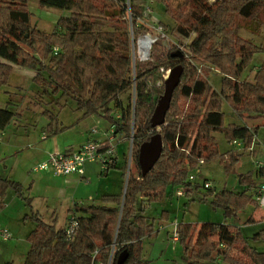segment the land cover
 Listing matches in <instances>:
<instances>
[{"label":"trees","instance_id":"obj_1","mask_svg":"<svg viewBox=\"0 0 264 264\" xmlns=\"http://www.w3.org/2000/svg\"><path fill=\"white\" fill-rule=\"evenodd\" d=\"M156 2L171 20L170 25L160 21L166 34L170 28V34L180 40H187L192 33L194 36L177 51L180 57H172L175 52L160 51L157 42L150 62L133 64L128 25L133 30L136 26V33L143 27L136 24L143 17L142 0H102L101 8L94 0H39L40 7L67 13L56 20L50 33L31 24L27 0H0V94L7 96L4 106H0V131L11 120L21 118L15 103L18 99H14L19 92L3 89L14 68L27 69L33 73L31 80L38 90L34 93L36 103L48 99L62 107L58 102L67 98L84 117L106 119L121 137H131L134 164L133 170L129 168L124 192L122 187L117 194H102L98 204L69 209L77 221V228L69 237L65 227L56 228L54 223H46L32 213L29 218L34 226L26 236L29 248L21 264L105 263L112 245V264L122 251L127 252L123 264H147L142 259L141 242L151 235L153 223H148L143 215L145 208L163 201L169 188L185 185L197 191L199 186L186 180L193 169L200 167L198 160L205 164L218 158L230 171L243 155H251L249 148L259 126L245 122L224 125L221 108L222 103H227L237 118L264 122V61L251 80L242 78L254 55L264 54V46L242 38L239 31L243 27L234 23L237 15L261 26L258 15H264V0H193V22L174 13L171 0ZM176 65H181L182 73L164 123L152 128L150 118L163 92L158 82L163 71ZM212 70L220 75L218 91L207 80ZM124 94L126 104L120 100ZM178 99L192 105L180 110ZM41 114L45 118V137L68 128L60 125L50 110L43 109ZM215 132L223 133L229 144L240 140L241 148L219 156ZM155 133L161 138V154L152 169L141 176L137 150ZM111 168H116L115 162L101 174ZM116 169L124 179L125 165ZM252 175L249 171L237 176L240 191L225 188L213 195L211 205L222 211L223 222L178 223L177 242L183 247L188 264H264V251L249 244L264 242V229L247 238L235 225L247 206L257 207V186ZM205 190L210 194L215 188ZM8 191L31 207V198L24 195L21 185L0 176V210ZM185 195H189L188 191Z\"/></svg>","mask_w":264,"mask_h":264},{"label":"rangeland","instance_id":"obj_2","mask_svg":"<svg viewBox=\"0 0 264 264\" xmlns=\"http://www.w3.org/2000/svg\"><path fill=\"white\" fill-rule=\"evenodd\" d=\"M101 1L102 0H94V4L98 8H101L103 6V4L100 3ZM192 1L193 0H171V9L174 13L181 14L192 21ZM38 2L39 0H27V11L30 14L31 24L36 25L39 30L50 33L56 25V20L60 16L67 15V13L58 9L40 7ZM211 2H213V0H208V3ZM142 3L144 5L143 9L149 5L152 11V16L157 20L166 25L171 24V20L165 15L162 5L157 3L156 0H142ZM109 11L111 12L110 9ZM234 16V23L243 27L240 29L239 35L244 39L251 40L256 45L264 46V15H258V20L262 23L261 26L250 22V20L245 21L237 15ZM143 17L141 20L136 21L137 26H143L139 33H136V26H134L133 30L131 24L128 25L130 47L131 42L137 37L146 33L153 34L149 25L151 23L150 20L148 18L144 19ZM170 32L171 30L169 28L167 39L159 42L158 49L160 51L177 52L178 50L174 49L175 46H181L183 48L184 45L194 36L192 33L187 40H180V38L171 35ZM262 61H264V54L254 55L245 67L242 73V78L247 77L251 80L257 66ZM32 75L33 73L30 70L15 68L8 85L3 89L8 92H19L18 96H15L14 99H18V103H15L17 104L18 110L21 112V118L19 120H11L8 126L4 129V137L9 140V142H13L18 138H23L27 132L35 131L37 134H40L41 129L45 125V118L41 114L43 109L50 110V112L57 116L63 125L74 123L72 127L66 131L65 135L74 143H80L83 141L86 134H90L92 138L98 137L99 133H101L106 126V121L98 116L84 117L76 120L77 117L82 115V112L75 110L74 102L70 99L62 98L58 102L61 106L63 105L62 107H59L56 104V101L54 103H49L48 99H45L44 102L40 104L36 103V95H34V93L38 90L31 80ZM207 80L216 91L219 90L220 75L217 71H210ZM126 96V94L120 96V100L123 104H126ZM6 98L7 96L5 94H0V105L6 101ZM188 105H192L190 104V101L184 99L177 100V106L180 110H186ZM113 109L115 112L118 111L115 108ZM221 110L223 112L224 125H227L228 123L240 124L245 122L248 126H259L257 129V136L255 137L257 142L256 147L264 146V122L261 120L252 121L245 119L244 117V120L237 118L233 115L232 110L227 103H222ZM92 130L96 131V137H94L95 134L92 135ZM213 137L217 144V152L219 156L228 151L235 150V147L229 144L223 133L215 132ZM19 141L23 140L20 139ZM114 146L115 151L120 150V152L124 153V157L119 156L118 158V168H120L123 165L122 163L126 165L129 141L127 139L121 142H116ZM255 161L264 163V160L256 155L245 154L238 160L232 170L229 171L227 168L225 169L223 167V162L219 161L218 158L210 159L199 167L200 174L197 175L196 180L193 183L199 186L197 191H191L189 195H184L183 197H175L174 193L177 187L173 189L169 188L166 191V194L168 195L163 201L154 202L148 205L144 210V216L147 218L148 222L153 223V228L156 233L150 237L142 239V259L147 264H188V259L184 253L183 247L178 242L171 241L174 223L218 224L223 222L222 211L219 209H213L211 205L213 195L221 192L225 188L235 192L240 191L241 188L237 184V176L249 171L253 174L252 179L255 186H257L258 179L254 175L256 167ZM128 162L129 168L133 170L134 164L131 160L127 161V163ZM99 166L100 164L98 161L88 165V173L85 175V178L80 181L82 185H84L79 189L80 194L83 195L86 192H90V195H92L96 192L98 197L92 202H89L90 204L87 203V205L98 204V199L102 193L117 194L121 191L122 187L123 192L125 189L129 173L127 166H125L124 179L121 178V171L118 169H110L106 175L101 174ZM204 182H209L211 187L213 186L215 188V191L210 192L209 194V191L202 187ZM9 194L12 195V193ZM88 201L89 200H87V202ZM21 205H23L21 201H18L15 197H12V199L10 197L5 211L3 213L0 211V222L4 224V222L8 221L9 227L5 229H9L8 231L12 234L10 240L6 242L0 240V249L3 251L0 254V264L9 262L13 264H21L24 259L25 254H23V245L25 242L20 238L21 229H23V227L21 226V216L18 214L19 209L22 208ZM163 212L165 213V217L161 218ZM10 217L11 219H9ZM237 219L239 222H236L235 225L240 227L243 223L242 218L238 217ZM26 221L28 222L26 223L29 224L28 218ZM61 223L62 219L60 217L57 226L59 227ZM249 244L255 247L258 251H264V242H250ZM202 264L212 263L204 262Z\"/></svg>","mask_w":264,"mask_h":264},{"label":"crops","instance_id":"obj_3","mask_svg":"<svg viewBox=\"0 0 264 264\" xmlns=\"http://www.w3.org/2000/svg\"><path fill=\"white\" fill-rule=\"evenodd\" d=\"M0 106H4V103ZM80 118H84V116L81 115L80 117H77L76 120H79ZM104 120L107 124L103 128V131L99 133L98 137H96V134L94 136L96 138H92L90 134H86L85 139L80 143H74L69 137L65 136L66 131L71 128L74 123L63 125V123L59 121L60 125L66 126L68 128L53 136H47L43 139L42 135L44 133L42 132V129L40 134H37L35 131L27 132L23 138H16L17 140H14L13 142H9V140L4 137V129L0 131L2 134V139L0 142V176L7 177L18 182L25 192L24 195L31 198V207L28 208L20 199L15 196L12 191H8L4 200V207L2 210H0L2 213L5 211L10 197L11 199L12 197H15L18 201L22 202L23 205H21L22 208L19 209L18 214L21 216V226L23 227V229H21L20 238L25 242L23 245V254H25L29 248V245L26 242V236L34 226V222L29 218L32 213L38 214V216L46 223H54L56 228L65 227L67 219L71 215L68 212L69 209L73 208L74 205L79 206L87 205V203L90 204L89 202H92L95 198H98L96 192L93 193L94 195H90V192H86L82 195L79 192V189L84 186L80 181L85 178V175L88 173L87 170L89 169L87 167L92 163H88L84 166V174L81 177L73 174L65 176L54 175L50 170L35 172L32 171V167L35 164L43 161L50 153H62L77 150L88 140L96 142L104 141L106 139V132L112 126L106 119ZM20 139L23 141H19ZM123 140L126 139L120 137L119 142ZM255 142L256 139H254V143L251 145V155H256L264 160V146L256 147L257 142ZM119 156L124 157V153L120 152V150H116V168L118 167ZM122 164L124 165V163ZM254 175L258 179V185L256 187L257 189L259 186L264 185V167H255ZM178 187L180 186H177V188ZM190 192L191 191H188L189 194ZM9 193H12L13 196ZM87 200L89 201L87 202ZM257 203V207L247 206L239 214V217H241L243 221L242 225L240 226V230L242 235L247 238L251 237L257 231L264 229V195L260 196ZM24 216L26 217L24 218ZM60 217L62 219V223L58 227L57 224ZM163 217H165L164 212L162 213L161 218ZM27 218L29 219V224H27ZM9 219H11V217ZM8 224V221L4 222V224L0 222V227H3L4 229L8 228ZM155 233L156 232L153 228L151 235L147 237H150ZM2 252L3 251L0 249V254ZM216 264L221 263L217 261Z\"/></svg>","mask_w":264,"mask_h":264},{"label":"built area","instance_id":"obj_4","mask_svg":"<svg viewBox=\"0 0 264 264\" xmlns=\"http://www.w3.org/2000/svg\"><path fill=\"white\" fill-rule=\"evenodd\" d=\"M143 18H148L150 20V27L152 29L153 34L146 33L142 36L137 37L134 41L131 42L130 47V56L133 64L135 63H146L151 61V51L152 47L157 43L167 39V34L164 32L160 21L157 20L154 16H152L151 8L148 6L143 10ZM178 51L182 50L181 46H178ZM170 69H166L163 71L161 76V80L158 82L161 86L163 85V81L167 78ZM92 135L96 133L95 130L91 131ZM121 135L114 131V126H111L109 130L106 132V139L102 142H96L92 140L86 141L83 145H81L77 150L69 151V152H53L47 155V157L35 164L32 167V171H45L50 170L54 175H77L82 176L84 174V166L88 163H93L98 161L100 164V171L106 170V168L115 162V143L120 141ZM45 138V135H42V139ZM2 139V134L0 132V142ZM129 148H128V158L126 160L127 168L129 169V162L131 160V151H132V141L131 137L129 138ZM231 145L235 147V149L241 148V141L235 139L231 142ZM252 148L250 147L249 150ZM197 164L201 166L203 164L202 160H198ZM255 165L257 168L264 167V163L255 161ZM199 168L193 169L187 176V182L193 184L196 180L197 175H199ZM203 187L210 188L211 184L209 182H204ZM187 191H191V189L185 185H181L176 189L174 195L175 197H183ZM256 200L258 201L261 195H264V185H261L257 188ZM77 228V221L74 215H70L67 219L65 225V234L66 236H70L73 234L75 229ZM178 223H174V228L172 231L171 241L177 242L178 240ZM12 238L11 233L4 228L0 227V240L6 242ZM115 249L112 245L110 248V252L108 254V258L105 263L98 262L96 264H112L114 257Z\"/></svg>","mask_w":264,"mask_h":264},{"label":"water","instance_id":"obj_5","mask_svg":"<svg viewBox=\"0 0 264 264\" xmlns=\"http://www.w3.org/2000/svg\"><path fill=\"white\" fill-rule=\"evenodd\" d=\"M179 52L172 54V57H180ZM182 73L181 65H176L170 68L167 78L163 81V92L153 109L150 126L152 128H158L164 123L165 114L169 108L170 99L172 93L179 83V79ZM162 150L161 138L158 133L152 135L148 141L143 142L137 150V165L140 170L141 176H145L154 166L155 162L159 158ZM127 259V252H120L115 264H123Z\"/></svg>","mask_w":264,"mask_h":264}]
</instances>
